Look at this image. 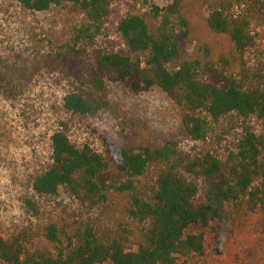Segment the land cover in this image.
I'll list each match as a JSON object with an SVG mask.
<instances>
[{"label":"trees","instance_id":"obj_1","mask_svg":"<svg viewBox=\"0 0 264 264\" xmlns=\"http://www.w3.org/2000/svg\"><path fill=\"white\" fill-rule=\"evenodd\" d=\"M15 1L32 12L69 5L96 31L109 14L108 0ZM226 1L172 0L163 9L151 5L153 17H162L159 22L124 16L116 31L125 51L98 53L89 77L91 89L66 94L63 108L93 115L108 105L106 85L121 84L134 93L161 91L176 107L179 134L189 142H204L210 124L229 115L254 118L259 133L242 128L234 147L222 156L205 149L182 152L177 140L169 137L160 144L125 145L116 150L114 162L88 146L75 147L65 134L55 132L50 138L51 164L33 178V193L49 197L63 188L70 193L125 195V212L141 227L138 237L127 248L126 240L105 241L86 233L52 254L30 252L18 238L0 236V264H179L205 256L207 231L226 232L238 215L264 212V88L236 71L250 42L246 16L264 11V0H234L242 8L240 15L228 14ZM195 2H210L205 26L226 40L224 53L215 55L206 43L185 52V45L194 40L190 16ZM114 170L127 180L115 178ZM150 170L153 185L150 193L141 194L132 179ZM105 182L111 184L105 187ZM24 203L37 213L33 201ZM46 237L52 244L60 243L53 228Z\"/></svg>","mask_w":264,"mask_h":264},{"label":"rangeland","instance_id":"obj_2","mask_svg":"<svg viewBox=\"0 0 264 264\" xmlns=\"http://www.w3.org/2000/svg\"><path fill=\"white\" fill-rule=\"evenodd\" d=\"M108 1V17L96 31L69 5L32 12L15 0H0V236L18 238L30 252L55 254L58 247L75 243L86 233L105 241L126 240L124 244L131 248L141 228L125 212V195L70 193L63 188L49 197L33 193V178L51 164L50 138L55 132L65 134L75 147L88 146L115 162L116 150L125 145L160 144L169 137L177 140L182 152L205 149L222 156L234 147L242 128L260 131L254 118L229 115L210 124L204 142H189L179 134L176 107L161 91L134 93L112 83L106 85L108 105L104 109L84 116L66 111L62 102L66 94L91 89L95 56L125 51L116 31L119 20L135 14L149 23L159 22L162 17L154 18L150 6L163 9L172 0ZM208 6L210 2L192 5L194 40L185 45L186 53L201 43L209 45L215 55L228 49L223 37L206 29ZM224 7L228 14L242 13L234 0H227ZM246 18L250 42L236 71L264 88V11ZM115 178L127 180L119 175ZM153 180L151 170L132 179L136 191L146 195ZM201 197L200 188L197 198ZM25 200L36 204V214L25 207ZM49 228L55 230L60 243L48 241ZM227 228L217 235L207 231L202 259L180 260L179 264H264V212L242 213Z\"/></svg>","mask_w":264,"mask_h":264}]
</instances>
